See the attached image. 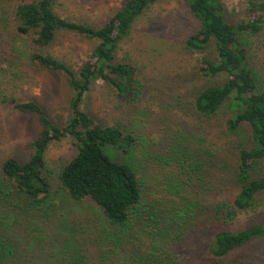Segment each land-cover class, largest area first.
<instances>
[{
    "label": "trees",
    "instance_id": "1",
    "mask_svg": "<svg viewBox=\"0 0 264 264\" xmlns=\"http://www.w3.org/2000/svg\"><path fill=\"white\" fill-rule=\"evenodd\" d=\"M157 1L126 0L106 23L95 27L59 14L54 0H0V24L11 26L17 37L29 38L35 47L30 59L62 73L73 91L69 118L59 125L37 101H21L0 90V104L33 114L42 125L27 159L0 157V264H252L244 248L264 239V220L236 230L230 226L241 212L256 209L264 196V82L251 65L248 48L251 37L264 31V0H247L246 15L236 20L222 0H183L199 20L186 49L213 52L212 57L211 52L204 55L198 73L224 76L198 89L193 104L204 117L222 110L229 115L226 129L236 137L234 165L219 150L176 144L178 169L172 176L179 185L175 189L170 184L175 191L171 195L162 191L148 200L147 165L136 155L146 137L128 124L103 125L83 107L98 81L123 101H135L144 93L139 68L118 53L137 19ZM65 32L95 42L79 69L47 52ZM66 136L77 152L53 181L47 150ZM217 178L229 182L219 188L225 196L198 198L204 185L209 191L214 188ZM60 194L94 204L99 222L87 221L94 235L87 245L100 244L98 256L79 248L85 244L72 233L63 248L44 250L37 259L36 251L31 254L26 235L17 229L21 217L47 218L51 200Z\"/></svg>",
    "mask_w": 264,
    "mask_h": 264
},
{
    "label": "rangeland",
    "instance_id": "2",
    "mask_svg": "<svg viewBox=\"0 0 264 264\" xmlns=\"http://www.w3.org/2000/svg\"><path fill=\"white\" fill-rule=\"evenodd\" d=\"M125 1L54 0V5L64 17L99 27ZM222 1L234 20L244 16L247 0ZM198 28L199 20L183 0L157 1L137 19L131 35L121 43L118 53L119 58L130 59L139 68L144 93L135 101H123L117 98L109 85L98 81L84 99L85 110L101 124H128L146 137L147 141L136 155L144 158L142 162L147 165L148 200L160 196L162 191L171 195L175 191L170 184L175 189L179 185L172 176L178 169L173 152L176 144L188 148L201 144L209 150H219L220 156L223 154L231 165L235 164L231 150L236 146V137L228 134L225 122L229 115L222 110L218 116L204 117L193 104L198 89L214 85L224 78L203 77L198 73L204 55L211 52L213 56L212 48L201 53L186 49V39ZM94 45L93 40L82 35L65 32L58 36L47 52L79 69ZM248 48L251 65L259 71L264 82V31L251 37ZM34 50L29 38L17 37L11 26L0 24V90L21 101H37L55 123L62 125L70 115L72 87L62 73L35 64L30 59ZM41 129V123L33 114L22 113L7 103L0 104V157L15 155L27 159L31 142ZM76 152L77 147L70 136L50 143L46 159L48 168L53 171V181L60 168ZM214 182L215 186L210 191L204 185L198 198L204 194L211 198L225 196L226 191L219 188H225L229 182L221 183L218 178ZM59 197L51 200L53 206L47 218L26 220L21 217L23 223L20 222L17 229L21 235H26L25 243L33 248L31 254L36 251L34 258L37 259L39 256L42 258L44 250L53 253L55 249L63 248L68 238L66 235L72 233L76 241L85 244L79 248L98 256V246L101 245L88 246L90 243L87 241L94 236L90 232V220L99 222L94 204L73 201L63 194ZM262 197L256 209L238 215L231 229L264 220ZM244 252L250 263L264 264V239L249 244Z\"/></svg>",
    "mask_w": 264,
    "mask_h": 264
}]
</instances>
